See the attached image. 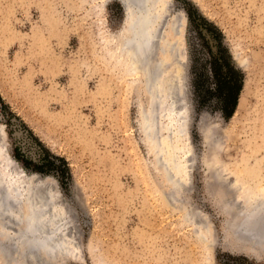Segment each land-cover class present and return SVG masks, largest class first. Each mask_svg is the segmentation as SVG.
<instances>
[{"label":"rangeland","instance_id":"rangeland-1","mask_svg":"<svg viewBox=\"0 0 264 264\" xmlns=\"http://www.w3.org/2000/svg\"><path fill=\"white\" fill-rule=\"evenodd\" d=\"M171 4L186 20L179 112L166 77L156 93L114 56L109 37L126 19L119 0H0V166L15 164L22 187L24 176L51 179L44 190L65 214L66 242L46 256L0 239V264H264V241L244 234L236 209L264 192V0ZM192 9L242 75L227 121L194 100L192 67L209 59L211 38L198 35ZM47 154L65 162L67 178L56 161L41 167ZM2 217L10 235L20 228Z\"/></svg>","mask_w":264,"mask_h":264},{"label":"bare ground","instance_id":"bare-ground-1","mask_svg":"<svg viewBox=\"0 0 264 264\" xmlns=\"http://www.w3.org/2000/svg\"><path fill=\"white\" fill-rule=\"evenodd\" d=\"M119 1L125 9L126 19L120 35L109 37V44L113 46V51L115 52V55L114 53L113 55L127 68L137 74L140 81L146 82L148 87L152 88V90L154 89L156 93L159 92L158 86L162 83L163 78L166 77L165 79H167L169 83V88L166 91H169V94L166 97L170 99L174 112L178 110L182 111L180 109H184V107L181 108L182 106L180 107V105L185 95L184 33L186 20L184 14L172 12L171 0H146V2H148L147 4L150 6L147 12L148 16L142 21V32L140 31V34L133 39V31L136 25L135 20L139 17V11H136L134 6L136 3H141L143 0ZM145 35H147L148 38H146ZM149 37L153 38L149 39ZM179 94H181L180 98H178L180 96ZM156 95L160 97L161 94L159 96L158 94ZM157 100H159V98H157ZM157 108L160 107L158 106ZM153 127L149 125L146 128L147 133L152 134V136H154ZM0 129L3 130V126H0ZM1 139L2 136L0 131V146L2 145L1 142H3ZM15 167V164L9 161L0 166V217L3 216L2 218H4L5 216V220L10 219L11 221L7 223L10 222V225H12L11 223H17V225H20V228H16L15 231H13L15 233H11L10 235L8 230H11L12 227H9V225L5 226V221L3 222L0 220V239L7 242L14 241V243L17 244V248L22 250L23 253L26 252V250H31L32 252L34 249L35 251L44 253L46 256H51L56 250L64 251L63 246L66 242L62 245L63 240L61 242V236L58 234V231L59 228H61L62 231V226L60 227V225L65 214L63 215L61 212L60 205H56L52 200L55 198L54 195H47V193L52 192H45L46 190H44L46 186L52 183L51 179L46 178L44 180H39V177L35 175L30 177L24 176L23 178L26 185L22 187L18 183L22 184L23 182L20 180L18 182L14 176L15 173L13 171ZM168 182L173 185L180 184L179 181H175L171 178ZM232 183H234V181L228 178L219 180L220 186L236 192L234 191L235 187ZM34 187L40 189H38V194L37 192L35 194L36 199H34L35 197H33L34 194L32 193V191L35 190ZM164 197L166 196L164 195ZM45 198H48L49 200L47 199V201L49 202H47ZM252 200L253 202L248 206L238 202V204H236L238 206L236 209L239 210V213L242 215V229L245 232L244 234H249L253 239L254 235H252V233L254 231L258 232L264 230V226H262L264 223L261 221V217H258V215L264 211V192L256 194ZM44 201H46V203H44ZM185 209L186 217L193 220V213H189L186 207ZM199 237L201 241L205 240V238L203 239L204 236L202 238L201 236ZM241 252H244L247 256L258 258L255 252L248 249L241 250ZM1 253L3 252L0 245V261L4 262ZM23 255L22 259L25 260Z\"/></svg>","mask_w":264,"mask_h":264},{"label":"trees","instance_id":"trees-1","mask_svg":"<svg viewBox=\"0 0 264 264\" xmlns=\"http://www.w3.org/2000/svg\"><path fill=\"white\" fill-rule=\"evenodd\" d=\"M190 16L198 19L199 28H203H196L200 38H211L209 41L204 40V44L209 47H207L210 52L209 59L201 64L198 63L199 60L197 59L194 61V66L192 67L194 100L200 109L205 108L210 102H213L221 117L227 121L234 114L235 108L237 109V99L242 88V75L231 63L230 57L221 43V35L216 27L200 17L195 9H192ZM190 19L192 21L191 17ZM196 26L198 27V25ZM214 45L217 51L216 54H213L211 51ZM0 104H3L1 99ZM2 108H5L4 104ZM47 155L49 161H44L41 167L48 166L50 168V165H53L56 161L61 167V177L63 179L67 178L68 171L65 162L53 155Z\"/></svg>","mask_w":264,"mask_h":264},{"label":"water","instance_id":"water-1","mask_svg":"<svg viewBox=\"0 0 264 264\" xmlns=\"http://www.w3.org/2000/svg\"><path fill=\"white\" fill-rule=\"evenodd\" d=\"M147 3L148 2H146V0H143L141 3H138V4L136 3L134 6V9H136V11H139V17L135 20L136 25L133 31V39L135 38V36L137 37L140 34V31L142 32V28H141L142 21L144 20V18H146V16H148L147 12H148V9L150 8V6ZM123 13H124V10H123ZM145 36L146 38H148L147 35ZM150 38H153V37H149V39ZM259 216L261 217V221L264 222V211H262L261 214L258 215V217ZM256 232L257 231H254L252 233V235H254L253 239L256 241H264V230L258 231L259 233H256Z\"/></svg>","mask_w":264,"mask_h":264}]
</instances>
